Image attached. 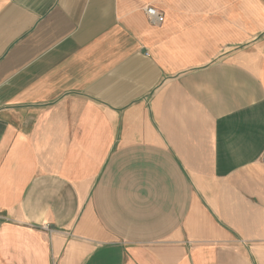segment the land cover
Listing matches in <instances>:
<instances>
[{"label":"crops","instance_id":"1","mask_svg":"<svg viewBox=\"0 0 264 264\" xmlns=\"http://www.w3.org/2000/svg\"><path fill=\"white\" fill-rule=\"evenodd\" d=\"M0 264H264V0H0Z\"/></svg>","mask_w":264,"mask_h":264},{"label":"built area","instance_id":"2","mask_svg":"<svg viewBox=\"0 0 264 264\" xmlns=\"http://www.w3.org/2000/svg\"><path fill=\"white\" fill-rule=\"evenodd\" d=\"M145 14H147L148 18L155 22H160L163 19V14L159 13L154 7L147 6L144 10Z\"/></svg>","mask_w":264,"mask_h":264}]
</instances>
